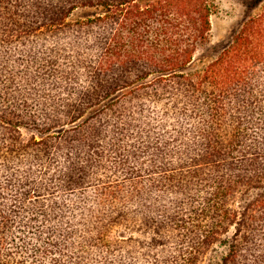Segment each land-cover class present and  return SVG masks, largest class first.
I'll return each mask as SVG.
<instances>
[{"label":"trees","instance_id":"1","mask_svg":"<svg viewBox=\"0 0 264 264\" xmlns=\"http://www.w3.org/2000/svg\"><path fill=\"white\" fill-rule=\"evenodd\" d=\"M211 6L0 0V264H264V7L195 66Z\"/></svg>","mask_w":264,"mask_h":264},{"label":"rangeland","instance_id":"2","mask_svg":"<svg viewBox=\"0 0 264 264\" xmlns=\"http://www.w3.org/2000/svg\"><path fill=\"white\" fill-rule=\"evenodd\" d=\"M150 1V0H149ZM211 2V30L204 43L198 45L195 52V66H202L212 61L222 48L228 44L235 32L251 15L260 13L264 0H209ZM140 3V1H139ZM103 6L86 7L74 11L71 19L96 18L108 14ZM157 26L156 21H152Z\"/></svg>","mask_w":264,"mask_h":264}]
</instances>
